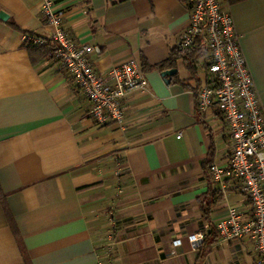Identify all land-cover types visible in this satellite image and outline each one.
<instances>
[{
	"label": "crops",
	"instance_id": "1",
	"mask_svg": "<svg viewBox=\"0 0 264 264\" xmlns=\"http://www.w3.org/2000/svg\"><path fill=\"white\" fill-rule=\"evenodd\" d=\"M229 1V0H228ZM264 105V0L228 3ZM63 26L96 48L105 72L136 59L149 81L126 100L122 121L100 123L73 75L51 55L34 62L28 33L51 37L41 0H0V264H259L252 240H209L235 204L251 214L226 169L233 140L221 113H201L195 88L206 79L185 59L156 65L178 48L190 21L182 0H54ZM13 22V24L11 23ZM176 73L163 76L166 69ZM181 136L178 137V134ZM229 185L222 193V183ZM214 192L220 198L205 214Z\"/></svg>",
	"mask_w": 264,
	"mask_h": 264
},
{
	"label": "built area",
	"instance_id": "2",
	"mask_svg": "<svg viewBox=\"0 0 264 264\" xmlns=\"http://www.w3.org/2000/svg\"><path fill=\"white\" fill-rule=\"evenodd\" d=\"M46 22L53 25L51 37L32 33L26 42L55 43L51 54L61 69L69 71L91 103L90 114L100 122L122 121L126 100L137 91H146V71L136 59L126 60L105 72L96 71L88 58L96 48L80 43L65 29V11L56 10L54 0H41ZM190 21L182 32L178 48L203 47L204 54L196 67L204 69L206 79L196 91L201 113L217 109L228 126L233 140L226 169L216 163L209 166L212 179L222 181L224 175L236 181V187L251 205L245 216L235 204H228L227 215L219 222L223 240L248 237L254 244L259 264H264V105L258 98L256 83L242 50L228 9V0H188ZM181 133L178 134V137ZM229 185L222 183L226 196ZM205 231L192 234L190 240L203 247Z\"/></svg>",
	"mask_w": 264,
	"mask_h": 264
},
{
	"label": "trees",
	"instance_id": "3",
	"mask_svg": "<svg viewBox=\"0 0 264 264\" xmlns=\"http://www.w3.org/2000/svg\"><path fill=\"white\" fill-rule=\"evenodd\" d=\"M182 1L187 3V5L189 6L188 0H182ZM231 2H232V0H229V3H231ZM11 23L13 24L12 21H11ZM26 43H27L26 46L28 48L30 56L34 62L41 60L42 58H44L48 55H51L53 50H54V47H55V43H53L51 40H49V42L46 44H33L31 42H26ZM203 54H204V51H203V47H201V46H198L195 48H189L187 50H181V49L177 48L176 51L172 52V54L170 55V57L167 60L157 64L156 66L160 67V68H163L167 65L176 66L177 59L179 57H183L185 59L187 67L192 71L193 78L198 79L197 75H196L195 63H196V60ZM197 89H198V87L195 88V95H196ZM219 198H220V194L217 192H214L212 195L211 201L207 202L205 204L206 207L204 210H205L206 216H209V214H210L211 204L216 202V200H218ZM204 233H205V238H204V242H203L201 259H203V257L206 255V253L210 250V246L208 244V241L209 240L215 241L220 237V232H219V229L217 228L216 225H212L210 228V231L208 232L205 230ZM24 256H25L24 257L25 258L24 264H32L29 256L26 253Z\"/></svg>",
	"mask_w": 264,
	"mask_h": 264
},
{
	"label": "water",
	"instance_id": "4",
	"mask_svg": "<svg viewBox=\"0 0 264 264\" xmlns=\"http://www.w3.org/2000/svg\"><path fill=\"white\" fill-rule=\"evenodd\" d=\"M9 16L10 15L6 11H4L3 9H0V19H2V20H8L9 19ZM177 70L178 69L176 67H173V68H170V69H166V70H164L162 72V75L163 76L172 75V74L176 73Z\"/></svg>",
	"mask_w": 264,
	"mask_h": 264
}]
</instances>
